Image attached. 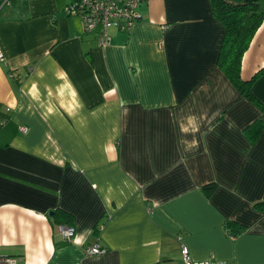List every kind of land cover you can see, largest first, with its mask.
I'll list each match as a JSON object with an SVG mask.
<instances>
[{
	"label": "crops",
	"instance_id": "0c3cea01",
	"mask_svg": "<svg viewBox=\"0 0 264 264\" xmlns=\"http://www.w3.org/2000/svg\"><path fill=\"white\" fill-rule=\"evenodd\" d=\"M71 2L0 19V257L180 264L185 247L192 262L264 264V15L240 60L251 102L216 64L210 0H143L106 45Z\"/></svg>",
	"mask_w": 264,
	"mask_h": 264
},
{
	"label": "trees",
	"instance_id": "16d2710c",
	"mask_svg": "<svg viewBox=\"0 0 264 264\" xmlns=\"http://www.w3.org/2000/svg\"><path fill=\"white\" fill-rule=\"evenodd\" d=\"M262 1L263 0H210L211 13L213 17L221 23L223 28L216 64L237 92L251 102L253 101L250 94V82L252 79L247 82L241 81L239 78V67L243 53L248 48L251 38L261 24L264 15L261 10ZM25 2L26 0H0V19L4 17V14H6V18L10 19L16 17L14 13L20 15V12L25 7ZM3 9L4 14H1ZM262 71H264V69L258 71L254 77ZM255 104L257 103L255 102ZM259 129L260 127L257 126V131L249 136V138L253 140ZM214 189V184L202 187V191L206 197H210ZM262 210H264V208ZM53 217H55V215H53ZM56 217H58L56 221L61 223L60 225H67V220L69 218L67 214L58 212ZM225 226L229 229V234L232 236L237 235L241 231V228L233 230L236 226L231 221H226Z\"/></svg>",
	"mask_w": 264,
	"mask_h": 264
},
{
	"label": "built area",
	"instance_id": "2783aa9c",
	"mask_svg": "<svg viewBox=\"0 0 264 264\" xmlns=\"http://www.w3.org/2000/svg\"><path fill=\"white\" fill-rule=\"evenodd\" d=\"M141 1L143 0H72L66 5L65 10L68 15L80 18L84 33L94 34L98 44L106 45L109 42L107 29L111 25L126 31L133 23L140 20L136 8ZM2 60L3 56L0 52V62ZM21 132L24 133L25 130L22 129ZM58 231L62 240L66 242H69L74 235V229L68 225H59ZM84 252L85 256L103 253L96 246L90 247ZM180 255L181 264H219L207 261L192 262L185 247H181ZM14 261L12 258L0 257V264H13Z\"/></svg>",
	"mask_w": 264,
	"mask_h": 264
},
{
	"label": "rangeland",
	"instance_id": "374dc122",
	"mask_svg": "<svg viewBox=\"0 0 264 264\" xmlns=\"http://www.w3.org/2000/svg\"><path fill=\"white\" fill-rule=\"evenodd\" d=\"M261 5L264 6V0L262 1ZM3 11H4V9L1 11V14H2V13L4 14ZM180 264H181V262H180Z\"/></svg>",
	"mask_w": 264,
	"mask_h": 264
},
{
	"label": "water",
	"instance_id": "95a60500",
	"mask_svg": "<svg viewBox=\"0 0 264 264\" xmlns=\"http://www.w3.org/2000/svg\"><path fill=\"white\" fill-rule=\"evenodd\" d=\"M47 216L50 218L52 216V212H49Z\"/></svg>",
	"mask_w": 264,
	"mask_h": 264
}]
</instances>
